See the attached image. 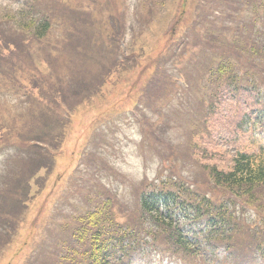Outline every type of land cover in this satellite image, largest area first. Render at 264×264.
Masks as SVG:
<instances>
[{"label": "rangeland", "instance_id": "rangeland-1", "mask_svg": "<svg viewBox=\"0 0 264 264\" xmlns=\"http://www.w3.org/2000/svg\"><path fill=\"white\" fill-rule=\"evenodd\" d=\"M138 1L139 13H144L134 21ZM40 2L0 0V14L10 18L2 29H20L22 18L36 14H22L27 3ZM62 2L66 13L51 11V29L43 40L47 50L31 37L27 50L20 49L13 62L0 67V264H86L83 247L69 246L78 213L106 197L114 226L132 229L142 223L141 194L165 182L185 183L178 180L183 179L195 192L211 195V169L228 173L239 154L258 157L264 152L263 84L257 91L246 86L234 91L221 81L213 96L214 113L206 118L211 99L204 105L200 95L210 87L204 81L209 72H203L208 62L194 55L203 45L195 44L193 35L205 32L207 39L208 33L219 32L223 37L227 30L218 26L230 25L238 44L213 53L215 57L256 44L252 30L262 23L264 0H221L214 10L194 8L195 0ZM221 9L226 20L213 14ZM147 15L159 19L156 29H148ZM27 30L28 38L33 29ZM4 36L10 39L8 33ZM167 49H173L170 64L159 69L157 62ZM39 59L49 66L38 64ZM18 74L43 92L27 88L26 82L17 86L13 80L20 81ZM71 77L79 84L72 91L63 88L71 94L58 101V82ZM18 88L24 90L21 99L15 95ZM137 100L154 108L142 129L131 124V104ZM36 139L45 150L30 148ZM262 208L263 214L249 210V218L263 232L264 248ZM162 251L170 260L136 255L135 264H171L173 257L182 264H218L201 251L199 258L175 255L166 242ZM216 254L224 255L222 250Z\"/></svg>", "mask_w": 264, "mask_h": 264}, {"label": "trees", "instance_id": "trees-1", "mask_svg": "<svg viewBox=\"0 0 264 264\" xmlns=\"http://www.w3.org/2000/svg\"><path fill=\"white\" fill-rule=\"evenodd\" d=\"M37 1L41 2L27 3L26 11L22 12L25 16L33 14V11H35L36 14L33 15V19L22 16L24 18L20 21L21 28L12 27L11 29L15 32L2 29V25L6 24L10 18L0 14V67L1 64H8L15 58V55L20 53V49L21 51L27 50L29 44H32L30 42L31 37L37 39L38 44L47 50L48 46L45 47L46 42L43 40L47 38L51 29L50 16H53L51 11L66 13L65 6L63 0ZM143 1L146 5L148 1L151 4V0ZM219 1L221 0H195L194 8L205 6L201 9H207L208 6H212L214 10ZM35 4H38V6ZM139 6L140 1L133 8L132 18L134 21L141 20L144 13H139L141 12ZM213 14L216 18L221 19L224 16L225 20L227 18L223 9ZM145 19L148 22L149 30L151 27L156 29L159 19L155 21L149 15L145 16ZM218 27L227 30V34L220 37L219 32L211 36L208 33L207 39L202 36L205 32H198L202 35L193 34L196 40L195 44L203 45V49L194 55L199 54L198 58H204L208 62V64L206 62L207 65L203 72H209L208 78L204 81L207 82L205 87H210L204 90L205 93L202 96L200 95L203 98L201 100H203L204 105L211 99L206 118L214 113L213 96L216 97L221 81L234 91H238L243 86H246V89L257 91L260 89L261 84L264 86V15L261 25H255L252 30V34L254 32L257 36L256 44L250 42V45L245 44L240 50L235 49L234 53L230 52V54L227 52L222 57H215L213 53L218 54L221 50L224 53V50L230 45L237 46L238 39L232 38L229 31L230 25L224 22ZM26 28L29 31L33 29L32 36L28 38L24 36ZM5 33L10 35L9 41L3 37ZM187 42L185 41L182 48L187 47ZM173 49L163 51L157 62H160L159 69L170 64L169 55L172 54ZM45 50L43 51L45 52ZM46 55L54 59L52 54L47 52ZM38 64L49 66L41 59L38 60ZM151 64L150 67L153 68L155 74L156 67L154 68ZM153 65L156 66L157 64L153 63ZM0 72L2 71L0 70ZM4 76L12 79L14 75L11 72H6ZM261 77L262 80H260ZM210 78L216 83H208V81H211ZM22 79L23 76L20 75V81L13 80V82L17 83L16 85L19 87L20 82L23 87H25L23 82H26L29 85L26 86L27 88L33 90L37 88L43 92L42 87H36L27 78ZM202 84L203 82L200 84L199 89ZM59 85L62 84L58 82V89H61V91L56 92L59 97L58 101L67 93L62 90L65 87ZM187 87L188 89L191 88L190 85H187ZM15 90L17 91L15 95L18 94V98L21 99L24 90L21 88ZM185 92L186 98L187 91ZM45 93H51V89ZM145 111H152L151 107H148V110ZM140 120L145 122L146 118ZM141 121L138 122L140 127L145 125ZM3 129V127H0V131ZM35 142L34 146L30 144V148L35 151H42L40 143L43 142L38 139ZM256 156L239 154L234 159L233 167L228 173L211 169L209 178L214 185L213 194L211 195L195 192V187L183 179L178 180L185 183L172 185L165 182L162 187L141 194L138 212L142 223L133 226L132 229L114 226L110 213L111 203L107 202L105 197L101 202L95 203L92 207L84 210L83 216L75 226V234L70 238L72 242L69 243V246L83 247L84 252L82 254L85 261H87L86 264H130L129 258L134 254L142 255L147 259L155 256L156 259L157 255L163 253L165 242L174 251L173 254L175 255L184 254L199 258V251L205 250L207 246L210 247L211 252L214 247H223L237 263L255 261L263 254L261 245L263 232L257 228V224L253 220H250L249 210L261 213L262 207H264V152L258 154V157ZM170 183H173V181H170ZM216 188L223 192V195L220 196L219 191L215 190ZM101 224H106L107 227L101 229ZM245 250L248 252H245ZM68 253L71 256V261H73L72 253L69 250Z\"/></svg>", "mask_w": 264, "mask_h": 264}]
</instances>
